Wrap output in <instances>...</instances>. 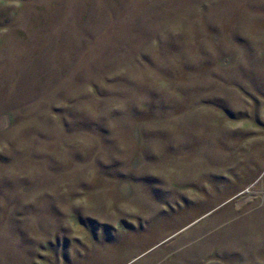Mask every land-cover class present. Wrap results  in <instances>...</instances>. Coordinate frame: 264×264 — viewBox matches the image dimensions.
I'll list each match as a JSON object with an SVG mask.
<instances>
[{"label":"rangeland","instance_id":"374dc122","mask_svg":"<svg viewBox=\"0 0 264 264\" xmlns=\"http://www.w3.org/2000/svg\"><path fill=\"white\" fill-rule=\"evenodd\" d=\"M0 264H264V0H0Z\"/></svg>","mask_w":264,"mask_h":264}]
</instances>
